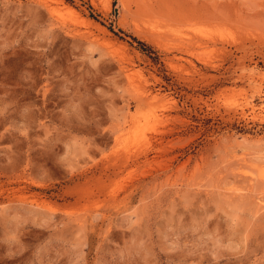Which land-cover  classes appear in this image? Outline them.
<instances>
[{
	"label": "rangeland",
	"instance_id": "rangeland-1",
	"mask_svg": "<svg viewBox=\"0 0 264 264\" xmlns=\"http://www.w3.org/2000/svg\"><path fill=\"white\" fill-rule=\"evenodd\" d=\"M0 264H264V0H0Z\"/></svg>",
	"mask_w": 264,
	"mask_h": 264
},
{
	"label": "bare ground",
	"instance_id": "bare-ground-1",
	"mask_svg": "<svg viewBox=\"0 0 264 264\" xmlns=\"http://www.w3.org/2000/svg\"><path fill=\"white\" fill-rule=\"evenodd\" d=\"M32 1V0H31ZM56 1V0H55ZM59 2V1H58ZM142 2V1H141ZM62 3V2H61ZM63 5V4H62ZM30 7V6H29ZM146 7V6H145ZM144 7V8H145ZM60 9H62V8H60ZM63 10H67L70 14H72L73 16L75 15L76 16V12L74 11V10H72L71 8H69V7H67V6H63ZM47 11V10H46ZM50 11H51V13H53V14H56L55 12H58L59 13V11H58V9H56L55 7L54 8H51L50 9ZM53 17V16H52ZM55 17V16H54ZM78 19V18H77ZM84 21V20H83ZM87 21V20H86ZM90 22V21H89ZM88 21L87 22H84V24L86 23L87 25H90L91 23H89ZM62 25V24H61ZM87 27V26H86ZM68 34V33H67ZM113 46V45H112ZM135 138V137H134ZM132 141L134 140V139H131ZM135 141V140H134ZM143 141V140H142ZM130 142V141H129ZM138 142V139L134 142L135 144ZM141 142V141H140ZM146 142V141H145ZM142 143V142H141ZM145 145V144H144ZM146 147V146H145ZM144 149V148H143ZM145 151V150H144ZM143 153V152H142ZM146 153V152H145Z\"/></svg>",
	"mask_w": 264,
	"mask_h": 264
}]
</instances>
